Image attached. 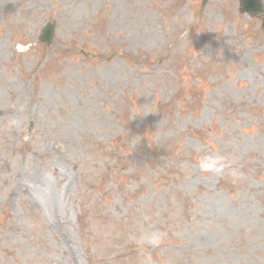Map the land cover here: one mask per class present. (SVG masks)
Listing matches in <instances>:
<instances>
[{"label": "rangeland", "instance_id": "374dc122", "mask_svg": "<svg viewBox=\"0 0 264 264\" xmlns=\"http://www.w3.org/2000/svg\"><path fill=\"white\" fill-rule=\"evenodd\" d=\"M237 3L0 0V264H264V33Z\"/></svg>", "mask_w": 264, "mask_h": 264}, {"label": "clouds", "instance_id": "9594fccd", "mask_svg": "<svg viewBox=\"0 0 264 264\" xmlns=\"http://www.w3.org/2000/svg\"><path fill=\"white\" fill-rule=\"evenodd\" d=\"M17 49H20L19 45H17ZM198 167L203 173L219 176L225 172L226 163L223 158L206 154L199 158ZM139 239L142 243L156 244L160 240V235L155 232L143 231Z\"/></svg>", "mask_w": 264, "mask_h": 264}, {"label": "water", "instance_id": "95a60500", "mask_svg": "<svg viewBox=\"0 0 264 264\" xmlns=\"http://www.w3.org/2000/svg\"><path fill=\"white\" fill-rule=\"evenodd\" d=\"M261 0H240V12L247 13L250 17H258L261 13ZM262 29L264 30V18L262 20ZM53 27L47 26L43 32H42V40L43 42H46L47 44L51 40Z\"/></svg>", "mask_w": 264, "mask_h": 264}]
</instances>
